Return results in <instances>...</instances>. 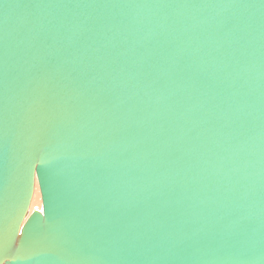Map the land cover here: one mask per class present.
<instances>
[{"label": "water", "instance_id": "95a60500", "mask_svg": "<svg viewBox=\"0 0 264 264\" xmlns=\"http://www.w3.org/2000/svg\"><path fill=\"white\" fill-rule=\"evenodd\" d=\"M0 264H264V0H0Z\"/></svg>", "mask_w": 264, "mask_h": 264}, {"label": "bare ground", "instance_id": "6f19581e", "mask_svg": "<svg viewBox=\"0 0 264 264\" xmlns=\"http://www.w3.org/2000/svg\"><path fill=\"white\" fill-rule=\"evenodd\" d=\"M41 194H40V190H39V187L38 185H36V188H35V193H34V197H33V202H32V207L34 208L35 206L36 207H41Z\"/></svg>", "mask_w": 264, "mask_h": 264}, {"label": "rangeland", "instance_id": "374dc122", "mask_svg": "<svg viewBox=\"0 0 264 264\" xmlns=\"http://www.w3.org/2000/svg\"><path fill=\"white\" fill-rule=\"evenodd\" d=\"M41 200V199H40ZM41 202V201H40Z\"/></svg>", "mask_w": 264, "mask_h": 264}]
</instances>
